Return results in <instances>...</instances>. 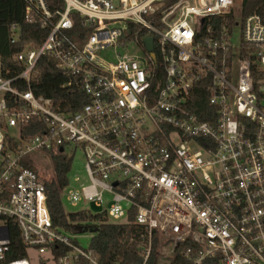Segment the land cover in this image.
<instances>
[{"label": "built area", "instance_id": "2783aa9c", "mask_svg": "<svg viewBox=\"0 0 264 264\" xmlns=\"http://www.w3.org/2000/svg\"><path fill=\"white\" fill-rule=\"evenodd\" d=\"M29 1L41 18L28 7V21L57 20L40 46L14 55L18 69L0 55V264H32L30 249L55 264H102L54 226L49 178L36 167L78 153L85 172L70 171L65 202L91 203L114 222L133 215L142 264L154 245L159 264L179 247L190 264H264L262 15L241 20L235 0H64L54 12ZM234 10L232 29L215 26ZM75 14L85 33L71 32ZM11 32L18 42L16 24ZM45 56L78 92L68 98L78 108L35 92ZM29 126L36 133L24 137ZM16 233L26 255L12 258Z\"/></svg>", "mask_w": 264, "mask_h": 264}, {"label": "trees", "instance_id": "16d2710c", "mask_svg": "<svg viewBox=\"0 0 264 264\" xmlns=\"http://www.w3.org/2000/svg\"><path fill=\"white\" fill-rule=\"evenodd\" d=\"M50 11L54 12L63 9L64 0H46ZM28 7L35 18H41L37 9L29 0H0V55L3 60L10 62L18 69L14 62V55L23 50L27 45L38 47L45 37L49 34L53 23L56 22L55 16L51 23L42 25L41 21L30 22L26 19ZM259 13L264 18V0H241L240 19H244L248 14ZM77 26L72 33H85L89 28L83 26L79 15H74ZM237 13L232 11L223 20L218 17L214 20L215 26L219 27L226 24L232 29L237 21ZM16 24L19 27L20 40L11 43V26ZM241 56L254 57L248 52L253 51V47L241 42ZM40 70L41 85L35 87L37 94H43L59 101L63 109H76L79 106H68V98H75L78 92L72 88L63 87L66 77L61 71L55 68L53 59L41 57L37 63ZM86 99L82 100V104ZM197 103L206 106L207 100L202 95L198 96ZM80 104V105H82ZM68 106V107H67ZM36 131L30 126L23 130V136L29 137ZM54 177L46 180L47 206L51 215L52 222L58 229L69 233H91L89 247L94 255L102 264H142V240L140 239L141 228L133 222L134 216L131 215L126 222H114L103 212H94L89 208L68 211L64 205L63 190L69 183V174L72 169L73 159L65 155L54 157ZM157 243V239L155 240ZM182 247L174 255L171 264H190L181 254ZM26 249L21 245L18 234H15L14 243L10 257H23ZM45 264V263H44ZM78 264H88L86 261H79ZM145 264H159V254L154 245L152 253Z\"/></svg>", "mask_w": 264, "mask_h": 264}, {"label": "rangeland", "instance_id": "374dc122", "mask_svg": "<svg viewBox=\"0 0 264 264\" xmlns=\"http://www.w3.org/2000/svg\"><path fill=\"white\" fill-rule=\"evenodd\" d=\"M235 10L237 11V13L240 12V3L241 0H235ZM239 29L236 32V36H239ZM112 52V48H106L104 50L101 51V53L104 55V53H111ZM42 154H40L41 156ZM40 163L37 162L36 167L37 170L46 178H53L54 177V167H53V162L49 159L45 161H42V158H39L38 160ZM45 163V164H44ZM48 165V166H47ZM80 173V174H84L85 170H84V159L83 156L78 153L77 156H75V158L73 159L72 162V170H71V174L73 175L74 173ZM64 205L66 207V209L68 211H76L80 209V206H72L69 203L65 202L64 199ZM85 206H87L89 209H91L94 212L99 211L100 209L95 207L93 204L91 203H87L84 204ZM92 234L91 233H79L76 234V239L78 240V242L83 246V247H88L90 244V240H91ZM159 254V261H160V253ZM29 258L32 264H55V261L53 259V256L50 253H45V254H39L35 249H30L29 250ZM160 264H169L167 261H163V263Z\"/></svg>", "mask_w": 264, "mask_h": 264}, {"label": "water", "instance_id": "95a60500", "mask_svg": "<svg viewBox=\"0 0 264 264\" xmlns=\"http://www.w3.org/2000/svg\"><path fill=\"white\" fill-rule=\"evenodd\" d=\"M144 42H145V44L147 45V48H148L149 50H152V49H153V39H152V38H150V37L145 38V39H144Z\"/></svg>", "mask_w": 264, "mask_h": 264}]
</instances>
